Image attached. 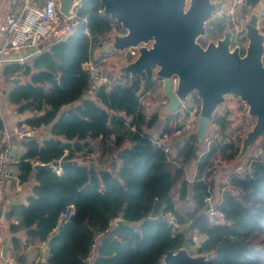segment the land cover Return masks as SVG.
<instances>
[{
  "label": "trees",
  "instance_id": "trees-1",
  "mask_svg": "<svg viewBox=\"0 0 264 264\" xmlns=\"http://www.w3.org/2000/svg\"><path fill=\"white\" fill-rule=\"evenodd\" d=\"M262 1L246 0L243 6L249 11L244 17L261 7ZM102 5L101 0H84L78 7L82 20L71 36L22 65L12 63L0 71V79L3 75L30 76V82L11 90L9 101L19 112H42L27 121L36 127L46 124L53 134L43 143L33 138L26 142L27 151L18 164L22 181L34 174L39 183L33 186L34 195L28 204L19 205L13 212L18 223L11 229L26 230L27 242L25 246L18 238L12 242L18 253L29 245L45 243L46 254L38 264H164L165 254L181 247L186 238L166 217L167 211L175 212L172 190L182 169L168 161L144 129L145 124L151 127L159 119L155 114L148 121L142 102L145 90L155 86L153 69L147 70L146 80L123 73L113 77L112 87L92 88L89 73L81 67L95 48L111 42L114 34L126 33L115 19L99 13ZM216 28L223 27L220 24ZM90 88L95 99L84 98ZM212 120L221 128L228 124L219 114ZM3 126L1 123L0 128ZM112 132L118 134L114 145L107 142ZM126 140L132 145L123 146ZM93 141L103 150L100 159L94 160L98 167L70 162L77 151ZM200 142L196 132L192 133L183 149L185 156L192 157ZM218 148L226 157L238 154L234 141L216 140L207 150L200 171ZM60 160L62 172L58 173L53 167ZM36 163H50L52 167L37 170ZM247 165L243 173L232 174L221 194L214 196L225 214L222 221L215 222L205 210L204 198L213 193L211 176L193 183L196 207L188 214V229L206 235L200 252H214L211 259L197 264H264V154L254 156ZM187 189L184 182L182 198ZM70 205L76 212L66 221L62 214ZM115 219L119 220L113 225ZM177 219L184 224L187 218L178 214ZM98 234L104 235L99 256L88 263L86 257ZM20 259L26 264L24 257Z\"/></svg>",
  "mask_w": 264,
  "mask_h": 264
},
{
  "label": "water",
  "instance_id": "water-1",
  "mask_svg": "<svg viewBox=\"0 0 264 264\" xmlns=\"http://www.w3.org/2000/svg\"><path fill=\"white\" fill-rule=\"evenodd\" d=\"M58 9L65 16L74 14L84 0H58ZM104 14L109 15L126 29L115 34L110 43L102 45L104 52L123 51L142 42L140 54L120 68V73L147 79V70L155 67L156 77L162 79L168 110L180 112L189 96L201 99V110L196 134L202 142L217 108L226 95L239 96L255 116L256 123L244 138L242 152L248 151L264 135V31L259 26L258 12L245 23L247 45L232 47V31L225 29L224 36L206 46L200 36H208L209 19H219L224 2L213 0H101ZM178 76L176 88L172 77ZM32 137V136H30ZM85 167H97L95 162L71 160ZM52 164L39 163L35 169L51 168ZM210 206H207L209 209ZM162 218V216L160 217ZM46 254V251L43 253ZM214 252H199L191 247V236L176 250L168 251L164 264H197L211 259ZM46 259L43 258L42 262Z\"/></svg>",
  "mask_w": 264,
  "mask_h": 264
},
{
  "label": "built area",
  "instance_id": "built-area-1",
  "mask_svg": "<svg viewBox=\"0 0 264 264\" xmlns=\"http://www.w3.org/2000/svg\"><path fill=\"white\" fill-rule=\"evenodd\" d=\"M245 2L246 0H233L234 5L232 8L225 10L224 7H222L219 11L221 13H227L233 24L232 47L242 45L240 40L242 35H239L240 33L244 34L246 29L245 22L247 21V19L240 20L237 18L234 7L245 4ZM11 5L15 10L6 15L5 21L1 26V32L5 40L3 44L0 45V66L8 59L11 52L25 50L31 55L39 54L50 49L55 43L64 41L71 36L82 20V17L78 13L79 6L75 9L74 14L65 16L58 9V0H11ZM99 13L104 14L103 5L99 9ZM143 45L150 47L152 42H142L137 46H130L123 51H118L123 53V55H130L131 59L134 60L140 54V47ZM111 59L112 56L110 54L103 53L98 54L94 58H88L82 62V69L87 71L90 75L92 88H97L101 85H105L107 88L112 87L114 83L113 77L121 74L116 73V70L110 71L108 65L110 64ZM155 71H157V68H155ZM172 81L174 88H176L179 82L178 76H173ZM121 83L125 85L126 79L121 80ZM191 96H189L188 101L183 102L182 104V108L189 112L187 118H185L182 123H175L167 130L153 137L157 145L166 153L167 159L170 162H178L182 159V156H178L176 152L175 142L178 140L184 142L198 125V116L195 113L197 107L192 108V105H190ZM46 128H48L46 124L36 127L26 122H22L21 124L14 126L12 129L4 126L0 130V206L7 200L8 182L12 177V167L14 163L11 142L12 136L24 140L30 136H34L39 130ZM133 129H135V127H133ZM117 135V132H112L107 138V142L110 145H114L117 140ZM219 139V128L217 125H214L211 133H207L204 142L209 149L211 144ZM68 153L69 150H66L65 155ZM75 154L76 156L73 160L91 162L100 158L103 155V150L98 142L94 141L88 148L77 151ZM230 160L231 159L226 157L222 150L218 148L211 154L209 161L205 166V172L216 174L221 168L228 166ZM249 161V159H246L245 165H247ZM59 164H61V160L58 164L54 165L53 169L56 172L61 173L62 166H58ZM243 167V165L238 166L235 169V173H243L245 170H243ZM15 180L16 189L20 190L22 186L20 175H17ZM204 201L210 206L207 212L215 222L224 220L225 214L219 207V203L214 201V197L211 194L205 196ZM75 212V206L70 205L62 215L67 221L75 214ZM166 217L168 222L174 228L179 227L177 218L172 211H167ZM118 220L119 219H115L112 224H117ZM190 234L193 238L191 247L193 248L196 246L200 252L201 244L204 242V234L198 229H193ZM103 236V234H98L95 237L94 242L91 244L89 253L86 257L88 263L94 262L99 256L98 250ZM41 246L45 248L46 245L44 243L41 244ZM42 254V251H40V257L37 262L41 260ZM5 262L8 264H22L17 256H12L5 260Z\"/></svg>",
  "mask_w": 264,
  "mask_h": 264
},
{
  "label": "crops",
  "instance_id": "crops-1",
  "mask_svg": "<svg viewBox=\"0 0 264 264\" xmlns=\"http://www.w3.org/2000/svg\"><path fill=\"white\" fill-rule=\"evenodd\" d=\"M213 1L224 2V0H213ZM225 4L226 3H224V9L225 10L230 9V8H227V6ZM241 6H243V4ZM14 10H15V8L11 5V0H0V45H2L4 40H5L4 36L1 32V26L5 21L6 15L9 12L14 11ZM237 13H238V11H237ZM260 24H261V22L259 21V25ZM244 40L246 41L247 39L245 38L242 41L243 46L245 47L248 42H245ZM108 43H110V42H106L105 44H108ZM105 44H103V45H105ZM116 51L119 52L118 50H116ZM116 51H112L110 53V55H112L113 53H116ZM41 53H43V52H41ZM41 53H39V54H41ZM103 53H106V52H104L102 47L100 46L99 48H95L92 51V54H90L89 58H94L98 54H103ZM39 54H31L30 55L25 50H22L19 52H16V51L11 52L8 59L4 62V64H2L0 66V71H3L7 65H10L12 63H17V64L19 63L22 65L26 61H28L29 59H31V58L35 57L36 55H39ZM131 61H133V60L130 58L129 62H131ZM120 68H121V66H119L115 69L116 73L120 74V72H119ZM152 69H153L152 79H153V82L155 83V86H154V88L145 90V92L143 93V96H142V102H143L145 114L147 116L148 121L151 120V118H153V116L155 114L158 115L159 119H158V121H156L154 123L153 126L150 127V126H147L146 124L144 126L145 131L154 137L156 135H159L161 132L167 130L168 128H170L173 124L182 123L183 120L185 118H187L188 111H186L182 107L180 108V112H171L170 110H168V105H169L170 100L164 94L163 87H162V84H163L162 79L159 77H156L155 76V73H156L155 68L152 67ZM120 75H122V74H120ZM8 76H10V77H8ZM10 79H12V80H10ZM30 80H31L30 76L19 75V74L3 75V77L1 76V79H0V124L2 123V125L4 124V126H7V127L12 129L14 126L19 125L22 122L28 123L27 120L34 119L35 117L42 115V112L37 111V110H35V111L34 110H26L24 112H19L17 110V108L14 105H12L9 101V94H10L11 90L17 84L25 85L28 82H30ZM101 86H105V85H101ZM157 91H158V93L159 92L162 93L161 99H159V97L157 96ZM84 98L85 99H87V98H94L95 99L96 98L95 91L91 90V88H90L89 90L86 91ZM152 98H157L160 101L156 102ZM190 99H191L190 105H192V108L200 106L201 101L197 95H195V94L192 95L190 97ZM79 103H80V101L75 102L72 105L71 104L66 105L63 110H68L72 106H75ZM247 109H248L247 104L244 101H242L239 96L234 95V98L231 101L227 100L224 103V105L222 106V108H219L218 110H216L214 115L219 114L221 116H225L226 120L228 122V124L226 125L225 128H221V126H217L219 128V136H220L221 141L223 139L231 140L230 129L233 126V124L235 123L234 120L237 119L238 116H240V113H242L243 111H245ZM116 114H118L119 116L123 115L122 112H120V113L116 112ZM184 114H187V115H184ZM214 125H216V124L213 123V120H212L210 123L209 129L212 130V127ZM133 127L134 126H132V129H133ZM1 129L2 128H0V130ZM50 137L53 138V134H52L51 129L49 127V128L43 129V130H39L34 136L28 137V138H26V140L25 139L24 140L17 139L14 136H12V138H11L14 163H13V167H12V177L9 179V182H8L7 200L0 206V264H8L5 262V260H7L8 258H10L12 256H17L19 260H21L20 256L24 257L26 259V264H36V263L38 264L37 260L40 257L39 256L40 251H42V253H44L43 249H45V248L41 246V244H44L42 242H40L38 244L29 245V246L25 247L24 249H22L19 253L16 252L14 245H13V242H12V239L18 238L22 242V244L25 246V244L27 242L26 241L27 240V234H26V230H20V231L14 232L11 229V226L13 224L18 223V217L15 213L13 214V212L15 210H17V207L19 205L28 204L29 197L34 195L33 186L37 185L39 183L36 180L34 174H31L30 175L31 178L28 181H22L21 189L20 190L16 189L15 178L17 175H20V173H21L18 164H19L22 156L27 151V146L25 145V143L28 142L31 138L37 139L39 142L43 143L45 141V139L50 138ZM188 137H190V136H188ZM186 141H187V139H185L184 142H182V140H178L175 142L176 152H177L178 156H182V159L179 160L178 162H172V163L177 165L178 167H180L182 169V174H181V177L176 182V184L172 190V197H173L174 204H175V212H173V213L175 214L176 218H177L178 214L186 215V218H187L186 222L184 224H180L178 222L179 227L177 229L180 231H183L186 234V237L188 235H190L191 236V244H192L193 238H192V235L190 234V232H192V230L188 229V226L190 224V219L188 218V214L191 213L194 210V208L196 207V202L193 199V193H192L193 183L196 180H207L208 176L210 175L211 176L210 178H212L214 180V183L212 184V186H213L212 190H213L214 194L211 193V195L213 197L215 196V194L220 195L226 186L225 184L229 181L230 176L235 173V172L232 173L233 169L235 167L237 168L240 165H238V166L232 165V168L230 165H228L226 167L221 168V170L218 171L216 174H212L210 172H205V166L206 165L204 166L202 171H200V165H201V162L203 161V159L206 155V152L208 150V146H207V144H205V142H202L200 140L201 142L199 143V147L196 150L195 154L192 155V157L188 158L185 156V154L183 152V149L186 145ZM96 142H98V141H96ZM130 145H132V143L129 140H126L125 142H123V146H130ZM99 159L100 158H98L96 160L98 161ZM91 162H95L97 164V167H98V163L96 161H91ZM36 164H39V163H36ZM61 164H59L58 166H62ZM104 165H106V163ZM184 182L187 183V188H188L187 190L188 191L186 193V197L182 198L181 197V191L183 189V183ZM220 189H221V191H220ZM183 204L186 206V209H184V210H182ZM205 210L206 211L208 210L207 207ZM177 221H178V219H177ZM203 237L205 240L206 235L204 234Z\"/></svg>",
  "mask_w": 264,
  "mask_h": 264
},
{
  "label": "rangeland",
  "instance_id": "rangeland-1",
  "mask_svg": "<svg viewBox=\"0 0 264 264\" xmlns=\"http://www.w3.org/2000/svg\"><path fill=\"white\" fill-rule=\"evenodd\" d=\"M224 3H226L225 5L227 6V8H232L234 5L233 0H224ZM256 8H254L251 12H248L246 17H244V12L249 11L248 8L246 9V8H244V6H241V5H237L234 7V9L238 11V13L236 11L237 18L240 20L241 19H247V21H248V19H250L252 17L253 14L256 13ZM222 14H223V16L220 18L219 21H218V19H214V18H211L208 20V22L206 24V31L209 32V34H210V31L212 30L211 35L200 36L198 39L199 42L202 43L204 46H206L212 40L217 41L219 38H222L224 36L225 29H230L231 31L233 30V24L230 20L229 15L227 13H222ZM258 19L261 22V24L259 26H260L261 30L264 31L263 30V26H264V0L262 1L260 11L258 12ZM220 24L223 28H221V29L216 28ZM212 32H213V34H212ZM245 33H246V29L244 31V34L240 33V35H239V36L242 35L240 37L242 46H243L242 41H243V38L245 37ZM245 42H248V41L246 40ZM106 53L110 54L111 52H106ZM111 56H112V59L110 60V64L108 65L110 71H114L117 67H119V66L122 67V66L130 63L129 62L130 58H131L130 55H123V53H119L116 51V53H113ZM157 96L159 97V99H161L162 93L161 92L158 93V91H157ZM233 98H234V95H232V94L226 95L225 102L227 100L231 101ZM152 99L155 100L156 102L160 101L157 98H152ZM200 101H201V99H200ZM224 103H222L217 108V110L219 108H222ZM200 110H201V103H200L199 107L197 106V110L195 111L196 115L198 116V120H199ZM188 114H189V112H188ZM184 115H187V114H184ZM256 119L257 118L255 116H252L249 114V108H248L247 110L240 113V116H238L237 119L234 120L235 123L233 124V126L230 129V133H231V140L235 142V146H236V149L238 151V154L233 156V157H228L231 159L229 164H228L231 166V168H232V165H234V166L243 165L244 166L243 170H244L248 166V165H245L246 159L251 160L254 156H257L258 154H262V153L264 154V135L260 136L256 140V142L252 146L249 147L247 152H245V153L242 152L244 138L247 136L249 131L255 125ZM196 130H197V127L192 131V133L196 132ZM209 133H211L210 129L208 130V134ZM235 168L233 169L232 173L235 172ZM182 208H183L182 210H184V209H186V206L183 204Z\"/></svg>",
  "mask_w": 264,
  "mask_h": 264
}]
</instances>
